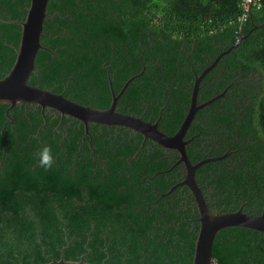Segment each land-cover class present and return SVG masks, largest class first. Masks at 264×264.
Returning a JSON list of instances; mask_svg holds the SVG:
<instances>
[{
  "label": "trees",
  "instance_id": "obj_1",
  "mask_svg": "<svg viewBox=\"0 0 264 264\" xmlns=\"http://www.w3.org/2000/svg\"><path fill=\"white\" fill-rule=\"evenodd\" d=\"M29 5L0 0V78L16 60ZM47 13L46 49L29 83L108 108L109 81L118 93L137 75L117 110L161 116L169 135L186 116L196 77L216 62L199 84L197 102L208 104L189 127L188 156L193 163L221 157L197 170L214 213L246 200L247 209L263 211L264 0L249 10L243 0H50ZM8 107L0 104V160L4 140L7 152L0 264L62 255L97 264L193 263L199 212L188 186L170 192L186 176L176 149L122 126L89 123L86 134L77 118L37 104ZM44 145L56 158L50 171L37 163ZM213 255L216 264H264V232L224 228Z\"/></svg>",
  "mask_w": 264,
  "mask_h": 264
},
{
  "label": "water",
  "instance_id": "obj_2",
  "mask_svg": "<svg viewBox=\"0 0 264 264\" xmlns=\"http://www.w3.org/2000/svg\"><path fill=\"white\" fill-rule=\"evenodd\" d=\"M49 2L50 0H30L27 15L24 20L20 21L22 33L16 60L11 70L0 78V104L9 105L7 112L18 104H37L42 107L43 111L48 107L59 111L62 115L66 114L77 118L84 123L86 134L89 133V123L116 125L139 132L145 139H151L163 147L176 149L180 157L179 162H183L185 165L186 176L180 183L174 185L170 192L178 186H188L199 212L198 221L200 227L196 238L192 264H216L213 255V244L217 234L224 228L239 226L264 232V209L261 214H254L243 211L242 207L235 211L220 213H214L210 208V204L207 202L197 180L196 173L204 163L220 160L221 157H210L196 163H193L188 157L186 145L189 141L185 139L186 133L197 111L208 104L199 105L197 102L199 84L216 62L200 76L196 77L189 110L178 130L172 135L166 133L159 126L161 116L156 121H152L117 110L118 100L137 75L131 77L119 93L115 92L113 84L110 82L112 101L108 108H96L79 104L65 97L63 93L53 92L29 83L31 75L35 71L38 52L40 49H46L41 43V36L45 32L44 23L48 15L47 7ZM218 97L220 95L216 98ZM44 264L97 263H91L84 259L67 260L62 255L60 259Z\"/></svg>",
  "mask_w": 264,
  "mask_h": 264
},
{
  "label": "flooded vegetation",
  "instance_id": "obj_3",
  "mask_svg": "<svg viewBox=\"0 0 264 264\" xmlns=\"http://www.w3.org/2000/svg\"><path fill=\"white\" fill-rule=\"evenodd\" d=\"M110 82H112V80L109 81V84H110ZM112 84H113V82H112ZM208 84H210V83H208ZM120 91H121V90H120ZM120 91H119V92H120ZM119 92H118V93H119ZM204 92H205V91H204ZM95 93H96V92L94 91V88L91 87V88H90V92H88V95H91V96L93 95V96L91 97V98H93V97L95 96V95H94ZM201 97H202V94H201ZM207 97H208V96H207ZM199 103H200V104H203V103H205V101H202V102H199ZM83 105H85V104H83ZM90 106H91V105H90ZM92 107H93V106H92ZM96 108H97V107H96ZM46 109H47V108H46ZM46 109H45V110H46ZM188 110H189V109H188ZM187 112H188V111H187ZM186 114H187V113H186ZM61 116L63 117L64 115L61 114ZM195 117H196V116H195ZM195 117H194V118H195ZM184 118H185V117H184ZM62 120H63V119H62ZM183 120H184V119H183ZM9 122H10V121H8L7 124H8ZM13 122H14V121H11V124H13ZM181 123H182V122H181ZM180 125H181V124H180ZM178 128H179V127H178ZM4 129H5V127H4ZM4 129H3V131H4ZM177 130H178V129H177ZM177 130H176V131H177ZM176 131H175V132H176ZM175 132H174V133H175ZM174 133H173V134H174ZM185 139L189 141L188 144L186 145V147H187V146L189 145V143L191 142V140L193 139V138L190 136V131H189V129H188V131H187V133H186ZM186 149H187V148H186ZM235 151L243 152L242 148H238V149L235 150ZM3 153H4V154H3V156H2V160H0V162H3V160L5 159V156H6V154H7V152H6V144H5V140H4V144H3ZM187 153H188V152H187ZM178 155H179V153H178ZM188 157H189V156H188ZM179 158H180V157H179ZM198 170H199V169H198ZM201 174H202V171H199V172L197 171V173H196V177H198V179H199L200 181L203 180ZM200 181H199V182H200ZM202 187H203V184H201V188H202ZM209 189H211V188H209ZM209 189H207V190H209ZM202 190H203V189H202ZM207 190H203V193H204V196H205L206 200L208 199V196L205 195V193H208V192H206ZM191 193H192V192H191ZM248 205H249V200H246L245 202L242 203L241 207H242L243 211L248 212V213H254V214H261V213H262V212H261V213H257V212H258L257 209L254 210V211H251L250 209H247V206H248ZM241 207H240V208H241ZM237 210H238V209H237Z\"/></svg>",
  "mask_w": 264,
  "mask_h": 264
},
{
  "label": "clouds",
  "instance_id": "obj_4",
  "mask_svg": "<svg viewBox=\"0 0 264 264\" xmlns=\"http://www.w3.org/2000/svg\"><path fill=\"white\" fill-rule=\"evenodd\" d=\"M38 166L43 168L45 171H50L56 163V158L52 152V148L49 145H44L39 149Z\"/></svg>",
  "mask_w": 264,
  "mask_h": 264
},
{
  "label": "built area",
  "instance_id": "obj_5",
  "mask_svg": "<svg viewBox=\"0 0 264 264\" xmlns=\"http://www.w3.org/2000/svg\"><path fill=\"white\" fill-rule=\"evenodd\" d=\"M255 0H243V4L246 10H249L251 7V4L254 3Z\"/></svg>",
  "mask_w": 264,
  "mask_h": 264
}]
</instances>
